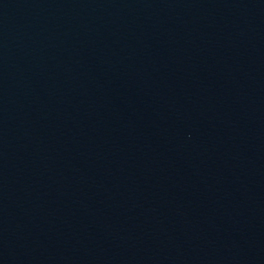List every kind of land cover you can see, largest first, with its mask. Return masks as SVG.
Listing matches in <instances>:
<instances>
[{"label": "water", "instance_id": "water-1", "mask_svg": "<svg viewBox=\"0 0 264 264\" xmlns=\"http://www.w3.org/2000/svg\"><path fill=\"white\" fill-rule=\"evenodd\" d=\"M0 264H264V0H0Z\"/></svg>", "mask_w": 264, "mask_h": 264}]
</instances>
